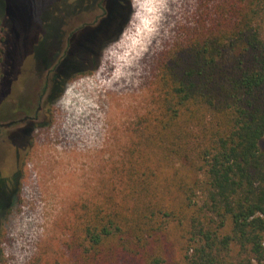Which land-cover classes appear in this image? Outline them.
Here are the masks:
<instances>
[{
	"label": "trees",
	"instance_id": "obj_1",
	"mask_svg": "<svg viewBox=\"0 0 264 264\" xmlns=\"http://www.w3.org/2000/svg\"><path fill=\"white\" fill-rule=\"evenodd\" d=\"M205 2L160 59L152 105L101 192L73 206L53 256L29 264H264V0ZM68 56L45 78V112L99 59ZM8 194L0 178V216Z\"/></svg>",
	"mask_w": 264,
	"mask_h": 264
},
{
	"label": "rangeland",
	"instance_id": "obj_2",
	"mask_svg": "<svg viewBox=\"0 0 264 264\" xmlns=\"http://www.w3.org/2000/svg\"><path fill=\"white\" fill-rule=\"evenodd\" d=\"M2 1L0 124H6L31 100L33 115L44 104L50 90L38 97L50 61L61 50L63 61L68 49L58 30L85 0ZM128 1V14L117 28L115 0L105 25L68 49L67 65L78 67L99 57L95 67L67 81L34 127L0 129V175L17 180L0 216L3 264H29L42 252L53 256L73 206L100 193L113 174L130 143L132 122L152 105L160 59L194 28L202 0Z\"/></svg>",
	"mask_w": 264,
	"mask_h": 264
},
{
	"label": "flooded vegetation",
	"instance_id": "obj_3",
	"mask_svg": "<svg viewBox=\"0 0 264 264\" xmlns=\"http://www.w3.org/2000/svg\"><path fill=\"white\" fill-rule=\"evenodd\" d=\"M115 0H85L83 1V6L80 7V9L73 14H68L69 19L68 21H63L62 26L59 28L58 32H61L63 37H66V45L68 46V49H70L72 46H74L77 42H79L84 36H86L89 33H94L95 31H98L101 27L105 25V23L111 18V10L113 6V2ZM123 0H118V4H122ZM118 19H117V25L118 26ZM66 26L68 28L67 31ZM114 29V31L116 30ZM113 31V33H114ZM109 35L110 37L113 35ZM67 49V51H68ZM62 50L60 51L59 56L50 61L49 70L52 75L55 74L57 67L60 66L62 61H59ZM67 53V56L70 54ZM67 75L66 74H60L59 76V82L62 86L63 82H66ZM60 87V85H58ZM35 105H31V114L28 115L25 111V109L19 110L18 112L13 113V118H11L10 122L7 124H11L9 127H12L17 124H21L22 126L25 124H28L30 126H33L35 124V121L37 119V115L40 114L43 110L42 106H39L37 110L35 111V116L32 114L34 110ZM23 114V115H21ZM1 125V124H0ZM8 127V128H9ZM2 127H0L1 129ZM18 131V130H17ZM19 136V135H18ZM15 136H12L14 138ZM0 178L3 180L4 185V191L10 190L11 186L14 184V178L8 179L3 178L0 175Z\"/></svg>",
	"mask_w": 264,
	"mask_h": 264
},
{
	"label": "water",
	"instance_id": "obj_4",
	"mask_svg": "<svg viewBox=\"0 0 264 264\" xmlns=\"http://www.w3.org/2000/svg\"><path fill=\"white\" fill-rule=\"evenodd\" d=\"M10 125H11V124H7V123H6V124H1L0 127H2V128H8Z\"/></svg>",
	"mask_w": 264,
	"mask_h": 264
}]
</instances>
